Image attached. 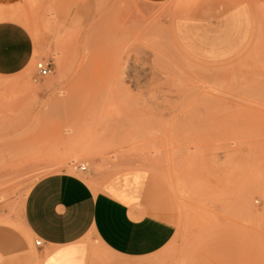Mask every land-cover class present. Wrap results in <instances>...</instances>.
Instances as JSON below:
<instances>
[{
  "label": "rangeland",
  "instance_id": "obj_1",
  "mask_svg": "<svg viewBox=\"0 0 264 264\" xmlns=\"http://www.w3.org/2000/svg\"><path fill=\"white\" fill-rule=\"evenodd\" d=\"M252 6L247 45L209 63L146 0H0V22L15 17L35 43L21 74L0 76V264L42 263L23 203L55 172L93 187L139 173L175 227L140 259L89 240L86 264H264V0Z\"/></svg>",
  "mask_w": 264,
  "mask_h": 264
},
{
  "label": "crops",
  "instance_id": "obj_2",
  "mask_svg": "<svg viewBox=\"0 0 264 264\" xmlns=\"http://www.w3.org/2000/svg\"><path fill=\"white\" fill-rule=\"evenodd\" d=\"M146 1L168 10L179 47L204 62L235 57L254 30L252 0ZM34 52V39L24 25L0 22V76L21 74ZM143 178L128 173L93 187L85 175L55 172L35 182L23 203V220L43 242L41 264H86L89 240L124 259L148 257L168 245L175 227L148 208Z\"/></svg>",
  "mask_w": 264,
  "mask_h": 264
},
{
  "label": "built area",
  "instance_id": "obj_3",
  "mask_svg": "<svg viewBox=\"0 0 264 264\" xmlns=\"http://www.w3.org/2000/svg\"><path fill=\"white\" fill-rule=\"evenodd\" d=\"M37 71H38V75L41 78L49 76L52 72L50 65L48 63H45L44 61H40L37 63ZM77 169L80 170L81 172H86L87 166L86 165H80V166H77ZM42 244H43L42 240L38 239L36 241L37 247H41Z\"/></svg>",
  "mask_w": 264,
  "mask_h": 264
},
{
  "label": "bare ground",
  "instance_id": "obj_4",
  "mask_svg": "<svg viewBox=\"0 0 264 264\" xmlns=\"http://www.w3.org/2000/svg\"><path fill=\"white\" fill-rule=\"evenodd\" d=\"M2 12H3V11H2ZM11 12H13V11H11ZM13 13H14V12H13ZM15 13H16V12H15ZM10 14H12V13H10ZM6 16H9V14H8V15H6ZM10 16H11V15H10ZM11 17H12V16H11ZM1 18H3V19H4V15H3V16H1ZM6 18H9V17H5V19H6ZM14 18H15V17H14ZM14 18H12V19L10 18V19H11L10 21H12ZM7 20H8V19H7ZM8 21H9V20H8ZM4 93H5V92H4ZM19 94H20V93H19ZM75 169H77V165H76V166H74V170H75Z\"/></svg>",
  "mask_w": 264,
  "mask_h": 264
}]
</instances>
